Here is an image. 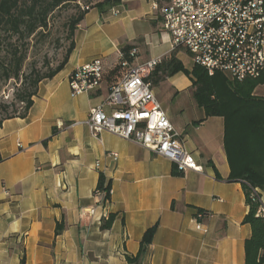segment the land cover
Listing matches in <instances>:
<instances>
[{"label": "crops", "instance_id": "1", "mask_svg": "<svg viewBox=\"0 0 264 264\" xmlns=\"http://www.w3.org/2000/svg\"><path fill=\"white\" fill-rule=\"evenodd\" d=\"M156 6L155 0H122L103 13L90 9L65 67L38 84L25 118L0 125V264H131L127 259L137 256L152 227L139 264H245L248 206L242 183L229 179L224 120L205 116L185 75L152 87L161 107L163 94L192 100L194 114L162 110L201 172L180 173L167 159L108 132L92 137L84 122L105 102L106 82L90 94L70 93L76 68L100 58L107 71L125 46L137 49L136 63L162 62L173 52L161 21L152 24ZM175 51L179 61L181 52L189 56L190 68L181 63L191 70V56ZM253 95L264 99V84ZM100 175L111 189L105 204L94 194ZM197 211L209 213L202 230L193 219ZM106 216L112 221L103 229Z\"/></svg>", "mask_w": 264, "mask_h": 264}, {"label": "built area", "instance_id": "2", "mask_svg": "<svg viewBox=\"0 0 264 264\" xmlns=\"http://www.w3.org/2000/svg\"><path fill=\"white\" fill-rule=\"evenodd\" d=\"M156 11L170 37L172 51L183 49L208 76L221 73L238 83L264 77V0H171L161 8L156 6ZM137 55V49H131L129 62L118 52L122 77L108 89L105 102L90 110L84 122L90 135L99 139L100 133L108 132L167 159L180 173L201 172L148 80L161 60L136 63ZM104 71L100 58L76 68L69 76L71 95L98 91ZM106 106L112 109L106 111ZM110 156L117 159L115 153ZM249 190L250 200L257 203L256 217L264 225L261 192L251 187ZM94 194L105 204L111 189L104 182ZM208 216L206 211L196 212L193 219L197 230H202L201 223Z\"/></svg>", "mask_w": 264, "mask_h": 264}, {"label": "trees", "instance_id": "3", "mask_svg": "<svg viewBox=\"0 0 264 264\" xmlns=\"http://www.w3.org/2000/svg\"><path fill=\"white\" fill-rule=\"evenodd\" d=\"M86 6L80 5V2ZM0 0V46L7 42L8 64H0V75L5 80L20 81V89L16 91L15 99L22 104L20 111L12 109L11 113L0 119L25 118L33 105V98L37 94L38 84L43 80L56 76L67 64L70 54L74 50V35L77 26L82 22L90 9L106 12L119 6L122 0ZM171 0H155L161 8ZM71 5L77 7V13L72 15L66 23L65 41L67 46L61 60L54 68L46 73L31 68L27 75L21 73L23 63L29 49V40L36 35L42 36L48 28L49 17L58 10ZM87 7L88 9H83ZM157 19L152 22H160ZM15 38V42L12 40ZM134 46H125L120 51L125 60L132 62L129 52ZM118 61L111 69L104 71L103 82L108 89L114 85L123 74V68ZM177 73L185 75L192 84L193 98L202 108L206 117H221L224 120L223 145L230 168L229 179L241 182L245 193L248 213L244 223L251 227V237L245 243V264H264V225L256 217L257 203L249 198V187L264 192V99L253 95L255 88L264 84V77L241 83L233 82L221 73L208 76L200 66L193 65L188 70L176 57V51L171 52L156 67L148 80L157 85L165 77ZM0 158V162H1ZM104 178L100 175L98 186L102 187ZM109 186V185H108ZM112 217L102 225L108 228ZM155 227L147 230L141 240L140 248L135 258H128L129 263L139 264L146 247L151 243ZM61 231L58 226L56 234Z\"/></svg>", "mask_w": 264, "mask_h": 264}, {"label": "rangeland", "instance_id": "4", "mask_svg": "<svg viewBox=\"0 0 264 264\" xmlns=\"http://www.w3.org/2000/svg\"><path fill=\"white\" fill-rule=\"evenodd\" d=\"M98 0H93L92 3ZM80 5L86 6L83 1ZM77 13V7L71 5L66 9L55 11L48 19V28L42 36L36 35L30 38L29 49L27 51L26 59L23 63L21 73L27 75L31 68H35L41 73H46L49 68H54L61 60L64 50L67 46L65 41L66 36V23L68 19ZM15 42V38L12 43ZM7 42L3 41L0 46V64H8ZM180 60L188 65L190 68L191 59L186 53L181 52L179 55ZM175 80V86L177 84ZM20 87V81L14 79L5 80L0 75V119L5 115L11 113L12 109L20 111L22 104L17 103L15 99L16 91ZM155 88V87H154ZM161 89V87H160ZM162 108H169L186 115L194 114L196 108L192 106V100L188 98V94H178L175 97H168L166 94L161 95Z\"/></svg>", "mask_w": 264, "mask_h": 264}]
</instances>
